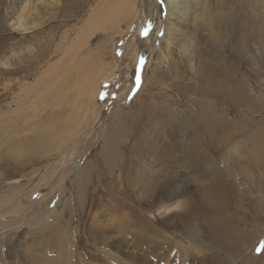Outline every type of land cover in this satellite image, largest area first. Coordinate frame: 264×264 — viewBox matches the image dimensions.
<instances>
[{"label":"rangeland","instance_id":"374dc122","mask_svg":"<svg viewBox=\"0 0 264 264\" xmlns=\"http://www.w3.org/2000/svg\"><path fill=\"white\" fill-rule=\"evenodd\" d=\"M216 1L212 0L216 12L207 29L220 28L226 38L216 43L214 37L207 42L199 36L191 46L184 43V48L172 46L166 51L161 40L166 26L165 0H0V264H83L90 256L102 258L82 238L83 221L90 209L87 205L91 203L104 210L112 209L118 200L130 199L131 203H122L133 206L136 216L149 217L152 197L137 186L135 173L148 163L143 152L156 124L155 129L163 122L183 123L184 131H192L190 137L178 138L193 143L183 151L182 160L189 157V167L196 159L204 173L212 161L204 159L202 150L217 161L231 146H239L234 156L241 164L259 139L264 142V0ZM99 43L103 44L102 64L91 73H77L76 68L98 51L92 50ZM143 82L153 90L142 92L137 104L132 103ZM139 106L148 109L137 117ZM119 122L124 125L115 130ZM201 123L220 124L207 132ZM221 124L225 134L220 132ZM52 128L59 129V136L52 135L50 147L34 145L22 154L31 137ZM129 131L123 172L107 171L99 158L102 136L112 140L122 133L125 138ZM220 138L227 141L218 151L213 145ZM132 140L136 145L133 150L129 148ZM33 148H38L37 153ZM88 163L100 170V179L92 177L79 202L74 180L77 171ZM220 170L229 173L225 163ZM184 198L181 194L177 200ZM262 199L264 179L260 192L242 198L241 205L250 218L263 215ZM66 202L74 207V216L69 218L71 232L58 234L51 211L60 213ZM81 204L87 207L83 212L78 210ZM69 214H60L59 222L67 220ZM106 214L104 210L101 217ZM248 227L254 226L236 224L238 233L225 235L229 241L225 245L231 242V250L221 251L236 249L232 241L244 235ZM85 237L91 243L87 231ZM18 245L29 250L22 253ZM249 245L243 247L239 260L243 259H237L238 264H247L248 259L264 253V235L252 248ZM197 262L199 259H190L178 264Z\"/></svg>","mask_w":264,"mask_h":264},{"label":"bare ground","instance_id":"6f19581e","mask_svg":"<svg viewBox=\"0 0 264 264\" xmlns=\"http://www.w3.org/2000/svg\"><path fill=\"white\" fill-rule=\"evenodd\" d=\"M215 2L217 3L216 0ZM225 9L226 8H224V10ZM164 11L166 26H164V34L161 40L163 44H165L166 51L172 49V46L176 48L181 46L184 48L182 46L184 43L191 46L192 43L195 42V38L199 36L203 39V41L211 40V38L214 37L215 40L213 42L216 43L221 42L226 38L224 32L220 28H215V31L211 30L208 32L207 24L211 25L210 20L212 21L213 14L216 12L214 5H212V0H165ZM102 45V43H99L97 46L93 47L92 51H98L87 61L83 62L80 67L76 68L78 71L77 73H79L80 70L81 72L88 71L91 73V71H93L95 67L101 63V60L99 61V57L102 51ZM158 50L160 51L159 48ZM103 52H105L104 55L108 53L105 49ZM184 52L187 53V50H182V53ZM216 52L219 53L217 50ZM161 60H158L157 62L159 63ZM63 65L65 66V64ZM111 65L113 64L111 63ZM193 66L190 67L192 72L194 69ZM145 79L147 78L145 77ZM79 81H82L83 83V80ZM143 83L144 84L141 85L136 94L137 96L133 98L132 103L137 104V99L139 98L138 96L142 92L145 93V91L151 89V87L148 86V83ZM62 84L63 83L61 82V85ZM77 86H79V84ZM54 92L57 93L56 91ZM78 95L81 94L78 93ZM81 97H83V95ZM150 105L148 107L153 109V106ZM147 109L148 108L139 106L136 111L138 113L136 116H143ZM169 110V112H172V108ZM51 123L62 122L51 121ZM162 124L163 125L160 128L156 127V129L155 126L157 124L154 125L153 130L155 129L156 131L152 130V133H154L152 138L148 139L147 135L141 133L143 135L142 137H145L144 139H148L147 148L143 152V159L147 160L148 163L144 169L140 165L135 173L137 186L141 187L145 193L149 196L151 195L152 197V200L148 205V212H150L151 215L149 216L147 214L149 217L141 214L140 217L136 216L135 212L137 211L134 212V210H132L133 206L127 205L132 201L130 199L126 200L125 198L123 201H121L122 199L116 201L119 208H121V206H124L125 208L123 207V209L121 208L116 210L118 206L113 204L112 209L109 207L104 209L107 213L105 218L101 217L104 210H99V208L92 203L87 205L90 209L88 211L87 219L85 218L83 221L86 223V227L82 230V232H84V236L82 238L89 249L98 252L99 256L103 259L90 256L87 261L88 263L84 262L83 264H95L96 262L99 264H178V262L181 261L188 263L190 259L194 261L199 259V264H238L243 259L242 257L239 260V256H242L243 247L245 248V246L250 243L249 247L252 248L253 244L258 241L262 235H264V213L259 218H250L249 211L241 205L242 198L246 194L260 192L261 182L264 179V171L262 170L264 167V142L260 141V139V143L255 141L256 144L253 151L246 157L245 160L241 162V164L239 160H237L239 158H235L234 156L240 149L239 146H231V148L227 151H223L224 153L218 156V158L222 159L217 161L214 160L217 157L207 153L205 149L202 150V153H206L204 155V159L212 161L211 167H209L208 171L204 173L202 172L203 166H199L196 159H194L193 163L189 167H187L190 160L189 157H185L184 161L182 160L183 151H185L188 146H192L193 143L188 139L187 141H184L178 140V138L190 137L192 131H184L183 123H180L179 126L178 123L173 122H163ZM218 124L220 123H201L207 132H211L214 126ZM123 125V123H116L114 129H120ZM224 130L225 126L221 124L220 132L225 134ZM56 131L58 132L59 129L52 128L49 131H45L44 134H38V136L31 137L26 145L27 147L24 146L26 148L22 151V154L29 152L34 145L50 147L49 145L52 144V135H56ZM123 132L126 134V130L122 129V133ZM122 133L112 140H107V138L103 135V139L101 138L102 141L100 140L102 149L100 148L101 152L99 158L103 160L102 164L107 171L118 170L119 175L123 172L121 168L126 166L125 152L127 144L130 142L131 132L129 131L125 138ZM220 140H216L214 142L213 147L215 150L218 149V151H221L223 150L224 145H226L227 140L223 141L221 138ZM131 142L132 143L129 145V148L133 150L136 145L133 144V140ZM53 144L56 145L55 143ZM119 146H124V152L121 150V147L119 149ZM52 147L53 146H51V148ZM36 150H38V148ZM36 150L33 148L34 153H37ZM39 153L42 154L43 152L38 151V154ZM91 163L85 164L80 170H78V175L74 180L75 187L77 188L76 193L79 195V202H82L85 195V189L91 183L92 177L94 176V179L98 181L100 179V170H96V167H94L95 165H92ZM224 163L226 170L229 171L227 174H225L224 171L221 172L220 170V166L222 167ZM200 172L202 173L200 174ZM177 185H180V188H178ZM96 186H98V184H96ZM247 189L248 192L245 193ZM181 194H184L185 198L183 201H178L177 199ZM124 201H128L129 203H122ZM71 204V202H66L60 213H54L51 211V215L56 219L52 220L53 228L56 229L58 234L62 232H71V230L68 229L71 223V220H69L70 215L72 214L74 216V207ZM93 206H95V208H93ZM85 207V205L81 204L78 210L83 212ZM66 211L70 213L69 217L67 220L59 222L58 217L60 214L63 215V212ZM247 218L250 219L247 221ZM158 220H160L163 224L157 225ZM236 224L240 227L247 225L254 227H248L246 229L247 231L245 233L243 232L244 235L240 234V236H242L240 239H238L240 237L239 236L236 240L232 241L231 245L235 246L236 249L230 252H228V250L221 251L222 248L230 249L231 242L225 245V241L228 239L225 235L238 233V230L234 229ZM169 229H172L173 232H168ZM85 231L90 234L91 243L88 238L85 237ZM243 241L245 244H242ZM101 248H105V250L109 251L104 253ZM21 249L22 253H24L25 250H29L25 248V245H23ZM262 252H264V248ZM263 255L264 253L261 256ZM261 256L255 258H253V256L252 260H249L248 257L245 256L244 260L246 261L248 259L249 262L247 261V264H264V260L260 262ZM237 259L239 262H237Z\"/></svg>","mask_w":264,"mask_h":264},{"label":"snow or ice","instance_id":"6c2138e0","mask_svg":"<svg viewBox=\"0 0 264 264\" xmlns=\"http://www.w3.org/2000/svg\"><path fill=\"white\" fill-rule=\"evenodd\" d=\"M146 34V33H145ZM119 54V53H118Z\"/></svg>","mask_w":264,"mask_h":264}]
</instances>
